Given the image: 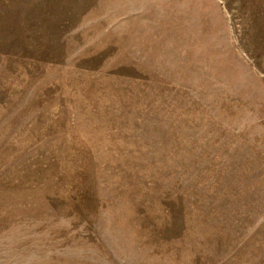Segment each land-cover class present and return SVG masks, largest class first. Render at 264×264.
Returning a JSON list of instances; mask_svg holds the SVG:
<instances>
[{
  "label": "rangeland",
  "instance_id": "rangeland-1",
  "mask_svg": "<svg viewBox=\"0 0 264 264\" xmlns=\"http://www.w3.org/2000/svg\"><path fill=\"white\" fill-rule=\"evenodd\" d=\"M0 264H264V0H0Z\"/></svg>",
  "mask_w": 264,
  "mask_h": 264
}]
</instances>
